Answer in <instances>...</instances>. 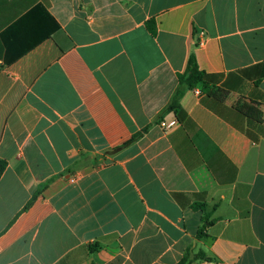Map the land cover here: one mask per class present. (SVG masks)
Instances as JSON below:
<instances>
[{
    "label": "crops",
    "instance_id": "obj_1",
    "mask_svg": "<svg viewBox=\"0 0 264 264\" xmlns=\"http://www.w3.org/2000/svg\"><path fill=\"white\" fill-rule=\"evenodd\" d=\"M0 158V264H264V0H0Z\"/></svg>",
    "mask_w": 264,
    "mask_h": 264
},
{
    "label": "trees",
    "instance_id": "obj_2",
    "mask_svg": "<svg viewBox=\"0 0 264 264\" xmlns=\"http://www.w3.org/2000/svg\"><path fill=\"white\" fill-rule=\"evenodd\" d=\"M180 84L181 85H187L190 88H194L199 84H205V73L202 72L197 63H196V58L194 56V54H192L189 58L188 61V66L186 71L183 74H179L178 76ZM183 91L180 89L176 92L170 106H169V110H175L177 111L180 107L179 101L182 97ZM139 136V134H136L132 137L131 141L135 140L137 137ZM7 167V162L3 159L0 158V178L2 177L4 171L6 170ZM47 187V184H44L42 186H40V188L37 191V194H39L41 192V190H43L44 188ZM36 194V196H37ZM35 196V197H36ZM35 199V198H34ZM34 199L32 200V202L34 201ZM29 205H31V203ZM199 237H203L206 234L204 232H199ZM206 254L203 251H198L196 253H194L191 249H188L184 256L182 257V259L177 263V264H191L192 262L196 261V260H200V259H206ZM209 259V258H207Z\"/></svg>",
    "mask_w": 264,
    "mask_h": 264
},
{
    "label": "built area",
    "instance_id": "obj_3",
    "mask_svg": "<svg viewBox=\"0 0 264 264\" xmlns=\"http://www.w3.org/2000/svg\"><path fill=\"white\" fill-rule=\"evenodd\" d=\"M196 92H197V94H200V91L199 90H197ZM176 122H177V120H173V121H171L169 123H164L163 124L164 131H167L170 128H172L176 124Z\"/></svg>",
    "mask_w": 264,
    "mask_h": 264
}]
</instances>
